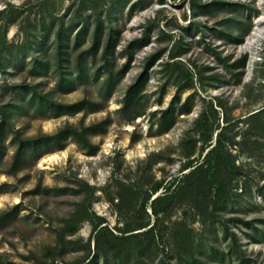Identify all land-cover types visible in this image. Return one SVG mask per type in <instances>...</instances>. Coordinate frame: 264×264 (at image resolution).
I'll return each instance as SVG.
<instances>
[{"label": "rangeland", "instance_id": "rangeland-1", "mask_svg": "<svg viewBox=\"0 0 264 264\" xmlns=\"http://www.w3.org/2000/svg\"><path fill=\"white\" fill-rule=\"evenodd\" d=\"M88 261L264 264V0H0V264Z\"/></svg>", "mask_w": 264, "mask_h": 264}, {"label": "trees", "instance_id": "trees-1", "mask_svg": "<svg viewBox=\"0 0 264 264\" xmlns=\"http://www.w3.org/2000/svg\"><path fill=\"white\" fill-rule=\"evenodd\" d=\"M143 8V7H142ZM108 23L110 24L111 23V16H109L108 18ZM101 22L98 20V23H97V27H96V31H95V36H94V46L97 47L101 41V32L99 31V28H101ZM109 30L110 32L113 31V28L111 26V24L109 25ZM111 38V37H110ZM109 38V40H110ZM3 71V69H2ZM132 95H133V91H129L127 96H126V99H125V105H128L131 101H133L132 99ZM141 115L140 114H136L134 118H138L140 117ZM220 138H221V134L218 135V139L216 140V144L214 145V147L208 152V154L206 155V164H200L198 166H196L188 175H185L184 178L182 179V182H189V180H192V179H196V177L198 178V184L200 185V181L203 182V180H207V177L209 176V171L208 169L210 168V166H212V162H214L215 164H219L220 161L222 160V158H220V152H221V141H220ZM33 145L32 144H25V143H20V146L18 147L15 155H14V159L15 160H19L21 159L22 157H24L25 155V151L27 150V148H31ZM33 153H36V150L35 151H32ZM215 160V161H214ZM191 163L187 164L186 166H184V168H191ZM206 168V169H205ZM185 183V184H186ZM165 198L164 197H158L154 200V203L155 202H159V201H163ZM156 213V211H155ZM100 223H105V220H101ZM99 226L95 227L94 229V232H96V238L99 239L100 236H104V234H108L110 236V238H112L113 240H118L120 238H118V236H115L112 232H110L108 230V228L106 227H101L99 228ZM128 232H132V231H128ZM153 232V229L150 228L149 231H147L146 233L148 234H151ZM127 238H125V240L129 239L128 237L129 236H126ZM122 238V237H121ZM90 262H83L82 264H89Z\"/></svg>", "mask_w": 264, "mask_h": 264}, {"label": "bare ground", "instance_id": "bare-ground-1", "mask_svg": "<svg viewBox=\"0 0 264 264\" xmlns=\"http://www.w3.org/2000/svg\"><path fill=\"white\" fill-rule=\"evenodd\" d=\"M257 38H255L254 40L249 41L246 44V51H250V52H255L257 51V42L255 41Z\"/></svg>", "mask_w": 264, "mask_h": 264}]
</instances>
